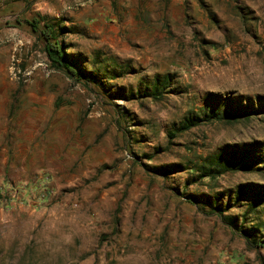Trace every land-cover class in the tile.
Here are the masks:
<instances>
[{
  "label": "rangeland",
  "instance_id": "obj_1",
  "mask_svg": "<svg viewBox=\"0 0 264 264\" xmlns=\"http://www.w3.org/2000/svg\"><path fill=\"white\" fill-rule=\"evenodd\" d=\"M40 15L72 28L59 39L101 85L50 67L36 33L31 56L8 58L0 188L49 193L0 199V264H264V248L181 196L223 192L225 202L239 185L264 186V160L187 184L221 147L263 156L264 115L167 135L210 94L264 98V0H0L6 33ZM165 72L175 76L160 100L117 96ZM174 163L167 177L145 167ZM246 198L227 213L240 217ZM259 209L246 226L264 217Z\"/></svg>",
  "mask_w": 264,
  "mask_h": 264
},
{
  "label": "trees",
  "instance_id": "obj_2",
  "mask_svg": "<svg viewBox=\"0 0 264 264\" xmlns=\"http://www.w3.org/2000/svg\"><path fill=\"white\" fill-rule=\"evenodd\" d=\"M15 21L17 23L24 22L42 40L43 52L50 67L62 71L73 82H93L101 85V81L94 71L82 67L80 54L66 51V46L62 42V39H59V36L70 32L72 28L61 25L57 18L45 15H40L38 18L33 17L30 20L16 19ZM39 22H41V27L39 26ZM174 76L170 72L157 74L144 87L142 92L130 91L128 95H125L122 89H120L117 91V96L122 99L126 98L127 100L138 97H150L154 100H160L173 84ZM263 115L264 98L245 97L240 99L239 97L233 98L230 95L221 97L216 94H210L206 97L204 105L200 106L197 111L185 115L177 124H173V127L168 130L167 135L169 138H174L178 133L187 131L202 123L213 121L233 123L240 119L250 120L253 117H261ZM230 147L229 150L226 147H221L217 151L202 157L200 162L192 167V170L196 171V174L193 175L187 184L198 183L206 178L214 180L227 172L249 171L251 168L253 169L255 163H262L264 160V155L261 157L256 156L257 159H255L252 155L253 149L240 148L236 145ZM160 150L156 148L155 152H160ZM149 158H152V156H149ZM147 166L145 165L154 174L167 177L179 171L181 165L174 163L170 165L150 166L149 168ZM254 167L258 169L263 168L258 165ZM1 191L0 188V197ZM181 194L188 202L196 205L204 214L219 217L223 224L237 232L245 240L247 247L254 249L264 248V217L250 226L245 225L249 214L260 212L259 208L264 203V186L254 184L239 185L233 190L232 196L228 194L229 197L225 202H222L225 195L223 192H216L204 198L191 193L182 192ZM245 197H247V202L240 217L227 213L230 208L240 203Z\"/></svg>",
  "mask_w": 264,
  "mask_h": 264
},
{
  "label": "crops",
  "instance_id": "obj_3",
  "mask_svg": "<svg viewBox=\"0 0 264 264\" xmlns=\"http://www.w3.org/2000/svg\"><path fill=\"white\" fill-rule=\"evenodd\" d=\"M22 25L14 22L12 30L8 33L0 27V87L4 86L8 58L20 53L22 49L33 53L35 34L30 29L23 35ZM34 34V35H33ZM8 99L5 94H0V129L5 127L7 118Z\"/></svg>",
  "mask_w": 264,
  "mask_h": 264
},
{
  "label": "built area",
  "instance_id": "obj_4",
  "mask_svg": "<svg viewBox=\"0 0 264 264\" xmlns=\"http://www.w3.org/2000/svg\"><path fill=\"white\" fill-rule=\"evenodd\" d=\"M43 185L40 184L39 189H36L35 191H32V185L30 186H25V187H17V186H9V187H4L1 188V190H6V191H1V199L4 201H11V200H19L23 202L26 200V198H36V199H43L45 196L49 193L47 187H42ZM41 188V190H40ZM20 190L22 191L21 193L25 194L23 198H18V194L20 193ZM6 192V193H5Z\"/></svg>",
  "mask_w": 264,
  "mask_h": 264
}]
</instances>
